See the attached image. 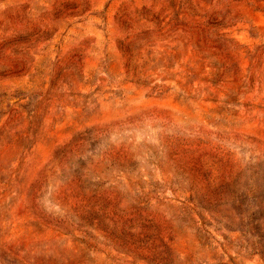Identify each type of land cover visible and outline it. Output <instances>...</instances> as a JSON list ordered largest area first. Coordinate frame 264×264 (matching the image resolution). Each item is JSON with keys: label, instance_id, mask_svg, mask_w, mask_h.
Listing matches in <instances>:
<instances>
[{"label": "rangeland", "instance_id": "rangeland-1", "mask_svg": "<svg viewBox=\"0 0 264 264\" xmlns=\"http://www.w3.org/2000/svg\"><path fill=\"white\" fill-rule=\"evenodd\" d=\"M0 264H264V0H0Z\"/></svg>", "mask_w": 264, "mask_h": 264}]
</instances>
